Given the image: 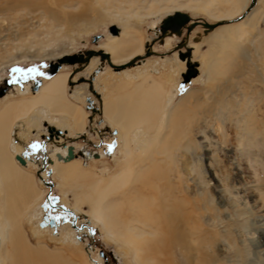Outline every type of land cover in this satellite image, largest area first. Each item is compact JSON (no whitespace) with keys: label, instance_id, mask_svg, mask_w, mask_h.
<instances>
[{"label":"rangeland","instance_id":"rangeland-1","mask_svg":"<svg viewBox=\"0 0 264 264\" xmlns=\"http://www.w3.org/2000/svg\"><path fill=\"white\" fill-rule=\"evenodd\" d=\"M18 1L23 3L26 0ZM29 1L32 7L29 6L20 12L25 16V19L20 17L18 19L21 20L16 19V22L13 19L16 14L15 10L9 11V15H0V22H4V25L0 26V67L8 65L10 64L8 61H12L11 65L0 70V91L6 85L5 81L10 78L13 73L12 69L15 67L26 69L35 66L39 70H43L44 63L56 61L57 57L64 54H75L91 48L102 49L103 42H110L108 35L111 34L110 30L114 25L125 29V33L134 35L133 44H138L142 40L146 45V42L151 43L154 38H158L160 34L158 26H160L161 20L173 11L172 8L165 10L166 6H178L194 19L203 18L209 23H216L219 15L228 16L240 12L239 9L246 0ZM247 1L249 8L251 0ZM42 3L43 5H41ZM71 3L74 5L73 7H64L66 4L72 5ZM3 4L0 3V9ZM257 5L240 20L226 21V25H230L228 30L222 31L223 28L220 27L216 32H210L207 35L202 26L196 28L195 35L192 34L189 41L195 42L196 40L195 44L202 41L199 46H196L194 52L196 54L193 56V61L200 63V74L197 81L187 86L188 88L184 91L180 90V82L186 66L184 67L180 63L181 60L178 61L179 55L177 58L175 47L170 52L166 48L159 47L161 45L159 40L154 44L157 55H152L140 61L141 63L138 62L128 70L130 76L125 71L121 73L115 71L107 61L103 64L101 58L98 60L94 58V61L90 62L87 67L78 64L68 65L66 70L71 71V74L77 68L78 73L74 76L77 82L81 77L90 78L96 70H99L94 86L98 93L102 94L104 100L114 104L115 98H125L124 100L132 107L135 101L131 98L135 97L133 92L136 84L142 81L145 76H151L163 83L168 90V94L166 93L163 99L159 97V100H163L164 103H162L164 113L162 115L155 114L153 108L152 110L138 111V113H147L148 117L134 115L135 118L137 117V121L139 119L143 121L141 124H135L134 131L128 135L129 138L127 137V146L131 150L130 155L126 153V144L121 140L120 132L122 131L119 130L118 125H115L117 127L110 126L103 115L97 114L94 127L93 124L90 127L109 131L108 137L91 132L90 127L87 131L75 132L72 121L66 115L50 110L48 106H40L28 118L23 119L19 123L23 125L18 131L20 133L19 142L24 141L20 143L23 145L21 155L26 150L30 151L32 159H39V167L43 165L42 151L40 149L34 152L30 146L34 143L42 145L43 138L49 135L46 123L73 136L66 135V139L89 132L84 135L89 139L88 141L80 139L74 144L78 145L81 150L85 149L86 145V149H92L90 150L92 153L99 152L104 147L105 158L97 162L85 163L84 161L87 171L92 173L91 177H84L85 180L83 178L70 180L66 186L56 173L49 176V170L46 171V179L55 184L52 190L43 181L41 182L39 176H36L38 184L36 189L39 192H44L40 198L33 197L27 200L28 196L23 191L19 192L17 188L10 189L9 183L4 182L3 188L0 187V223L9 224L11 238H8L5 244L2 254L4 260L0 261V264L40 263L39 258H34L36 262H30L28 258L24 259L26 256L23 249L25 241L20 236L22 233H26L29 237L30 245L34 249H38L39 243H42L49 251L73 256L74 262L78 264H87V262L95 264V258L100 260V264H106V261L113 264H136L133 250L130 247L124 248L121 242L106 235L105 231L96 226L90 217L79 213V225H91L92 227H90L94 229L95 241L89 228L85 227L86 231L79 233L72 227L71 222L64 225L58 233L51 227H49V232L41 233L38 221L32 219L33 215L31 214L33 212L35 215L37 214L39 204L41 205L47 199L50 191H52V197L59 195L62 202L63 200L73 202L77 194L84 195L89 191L92 193L93 183L101 181L102 185H106L110 183L113 176L129 166L128 168L134 170L133 178L130 180L131 182L129 181L131 184L121 190L119 188L113 191L107 200V204H110L114 208L113 210L126 212L131 207H129L130 202L125 203V198H128L134 189L144 192L143 194L158 195L160 190L155 185L164 183H160L161 179L158 180L159 178L152 179L153 171L163 176H166L168 172L174 174L171 178H177L178 166L176 162L182 161L187 154L191 161L201 155L207 170L205 180L207 179L208 186L205 187V190L206 192L209 190L207 193L214 200V207H216L214 215L219 221V225L214 229L216 234L210 230L212 237L214 236L213 239L216 240L215 264H264V256L259 254L260 250L258 249V245H262L264 248V0H259ZM40 6H42L40 12L31 13L32 9L37 10ZM53 8L58 12L56 19L48 13L45 14L46 10H54ZM158 8L164 9L163 13L158 14L159 16L156 15L157 13L155 14L157 17L148 15ZM248 8L235 19L245 14ZM128 13L131 16H128ZM251 13H255V21L248 22ZM96 36L99 37L97 42H95ZM124 37L125 35L121 40H124ZM174 38L176 40L174 44L178 43L179 37ZM180 40L182 39L180 38ZM42 80L44 83V78ZM36 81L37 77L35 76V78L22 80L21 83L13 82L4 97L0 95V107L5 102L32 97L33 88L24 94L19 92L18 88L25 90L27 84H32L34 87ZM75 90L76 93H74ZM67 91L72 102L94 116L92 110L88 109L87 98L90 96L96 100L97 105L100 103L89 90V84L82 82L71 86L68 82ZM8 93L9 95L5 99ZM168 97H174L171 105L167 103ZM151 103L154 102L151 101ZM132 107L131 112H136ZM113 111L116 113V108ZM148 112L152 114L150 115ZM89 120L87 117V126ZM98 123L101 125L100 128L96 126ZM61 139L63 140V138ZM87 144L94 146L100 144V147H87ZM55 145V143H49L47 146L50 156ZM109 145H114L111 152L108 151ZM245 146L250 149V154L242 153L241 149ZM186 148L191 152H186ZM155 164L160 165L159 169L153 170ZM169 167H173L172 170H169ZM157 181L160 184H157ZM188 183H190V190L197 192L194 184ZM65 190L68 192L69 201L64 199ZM38 191L37 193H39ZM4 192L11 195L8 196V199L15 198L12 200L14 202H10V205L5 203L6 194ZM235 193L238 196L236 207L230 202V196ZM28 195L30 196V194ZM84 200V209L90 210L91 205L88 203V199ZM244 202L246 203L244 204ZM26 203L30 207L27 212L24 211L27 208ZM107 215H105V220L109 219ZM111 216L114 221L119 218V212L114 215L111 213ZM68 217L73 220V216L68 215ZM64 231L72 232L73 241L64 239ZM247 231L253 233L254 237L248 235ZM18 233L19 236H17ZM79 235L85 240H78ZM128 236L129 234H126L124 238L128 240ZM76 242L80 245L74 244ZM92 242H95L92 247L93 258L85 252ZM134 245L141 247L140 240H136ZM5 250L8 251L5 252ZM101 251H104V256H100ZM242 254L243 256H241ZM9 256H13L14 259L11 260Z\"/></svg>","mask_w":264,"mask_h":264},{"label":"bare ground","instance_id":"bare-ground-1","mask_svg":"<svg viewBox=\"0 0 264 264\" xmlns=\"http://www.w3.org/2000/svg\"><path fill=\"white\" fill-rule=\"evenodd\" d=\"M37 1L43 2L42 0H37ZM58 1H60V0H58ZM54 2H55V0H54ZM258 2H259V0H257V3L255 6H258L257 5ZM0 3L3 4V7L0 9V15L1 14L9 15L10 14V13H8L9 11L15 10L16 14L13 16V19L15 21H16V19H18L20 17H21V19H23V18L25 19V16L20 12H22V10H24L25 8H28L29 6L32 7L30 5L29 0L23 1V3L19 2V1L17 2V0H2V1L0 0ZM247 3H248L247 0L244 1L243 6L240 7L241 9H239L240 12H236V13L230 14L228 16H226V15L217 16L216 23L217 22H223V24L217 26L216 28L209 31L208 33H206L205 31L204 32L208 35L210 32H214V31L216 32V30H218L220 27L223 28V30L221 29L222 31L228 30V28H230V25H228V24L226 25V21H230V20L232 21L236 17L240 16L241 13H243L246 10V8H248ZM41 5H43V3ZM73 6H74L73 4L72 5H70V4L64 5V7H66V8L67 7L70 8ZM255 6H254V8H255ZM41 8H42V6H40V8H38L37 10L32 9L31 13H34L36 11L40 12V10H42ZM163 8L162 9L158 8V10H155V12L151 11L148 15H152L154 17V16L158 15L159 13H161L162 10L164 11ZM168 8H172V10H173V11H171L170 14H175L176 12H183L184 11L183 8H180L178 6H174V7H172V6L167 7L166 6L165 10ZM43 12H44V10H43ZM23 13H24V11H23ZM47 13L50 14L52 17H54V19L58 18V15H57L58 12H56L55 9L54 10H46L45 14H47ZM251 14H250L251 16L249 18L250 20L248 22L255 21V15H254L255 13H251ZM128 16H131V14L128 13ZM248 16H249V14H248ZM191 18L192 19H191L189 24H192L193 22H195L197 20V19H194L192 16H191ZM21 19H18V21H20ZM163 20H161V23ZM200 20L204 21L203 18H201ZM0 24H1L0 26H2V25H4V22H0ZM159 25L161 26V24H159ZM160 26H158V31L160 32V34L158 35V38H154L151 43L149 42L152 45V50L155 52V54H153V55H157V52L154 50V44L158 41L159 36L161 35V31L159 30ZM199 26L203 27V25H197V26L193 27V29L189 35L187 33V29H185V31L183 32V34L181 36H178L177 34L167 35L164 38V41L160 42V44L164 45L167 42L169 44L170 41H172L173 39L175 40L174 37H179L181 39H182V37H184L186 42H187V47L192 48V61H193V56H194V54H196V53H194L196 48H197L196 46H199L202 41L197 42L195 44L196 40L194 42L192 40L189 41V39L192 36V34L194 35L195 29ZM153 28H154V26H153ZM204 30H205V28H204ZM225 32H227V31H225ZM111 34L108 35L110 42L109 43L103 42L101 44V46H102L103 50H105L106 52H108L110 54L111 61L115 65L125 64V63L129 62L130 60H132L133 58H136L137 56H140V55L142 56L143 52L146 50L145 42L141 40L138 44H133L132 42L134 40V37H133L134 35H131L129 33H125V29L119 28L118 34H112V35ZM123 35H125L124 40H121ZM135 38H137V37H135ZM192 38L195 39L194 37H192ZM169 39H171V40H169ZM147 43L148 42H146V44ZM176 44L177 43L173 44L174 45L173 47H175ZM186 49H187L186 47L182 48L183 51H186ZM175 52H176V56L178 58L179 50H175ZM65 55L66 54L59 56V57H57V59L65 56ZM94 58H97V60H98L101 57L100 56H94L90 62H93ZM145 59H142V60H145ZM178 59H179L178 61L181 60L180 63L184 67L186 66V70H184L182 72V74H183L188 69L187 62H186V60H182L180 58H178ZM142 60H140V61H142ZM164 60H166V59H164ZM140 61H137L136 64H138V62L141 63ZM8 62L10 63L8 65H11L12 61H8ZM90 62H89V64H90ZM193 62H198V61H193ZM89 64H84V66L87 67ZM108 64H109V62H108ZM8 65H5L4 67H0V70H3ZM132 67H128L126 69H123V70H120L117 72L121 73L122 71H125V72H127L126 74H128L130 76L128 70L131 69ZM144 68H145V66H144ZM200 68H201V66L199 63L198 75L196 77L192 78L191 83H188L185 87L182 88L180 86V90L184 91L186 88H188L187 86H190L192 83L197 81V79L199 78V74H200ZM66 69H68V64H64L62 66V68L57 73H55L53 76H51L50 78L38 76V77H41L40 80L42 81V83H43L42 79L44 78V83L43 84L41 83L37 89L34 90V87H31L32 85H28V84L25 86V90H23L22 88H18L19 92H21L22 94H24L25 92H27V93L30 92L31 88H33L34 92H31L33 94L32 97L23 98V99H20L17 101H11V102H7V103L5 102V103H2V105L0 107V187L4 186V182H6V183L8 182L10 185L16 186L17 190H19V192L23 191L25 193V195L28 196L27 200L28 199L30 200L33 197L34 198H36V197L40 198L43 196L42 194L44 192H39L36 189V187L38 186L37 181H36V176H34L33 174H30V173H27L25 171V168L21 166L22 163L17 159V156L21 155L22 150H23V147H22L23 145L20 144V143H22L23 140H21V142H19L20 133H18L19 129H21L20 127L23 124L20 125L19 123H21V121H23V119L28 118V116L31 115V113L33 111H35L37 108H40V106H48L50 110H53L55 112H60L64 115H66L72 121L73 129H75V132H77V133H81L84 130L87 131L89 129L88 127H89L90 121H91L90 125L93 124V127H94V123L96 121L95 119L93 120V118L90 117L91 115L88 111H84L83 108H81L80 106H77V104L72 102L71 99L69 98L68 91H67L68 82L69 83H70V81L74 82V84L71 86L79 84L80 82L79 81L77 82V79L74 78L75 74L78 72L74 71L71 74V71L66 70ZM97 74L98 73L93 74V75H95V79H94L95 83H96L95 80L97 79L96 76H98ZM93 75H91L90 78ZM87 79H89V78H87ZM182 81H183V76H182L181 82ZM85 83L89 84L88 82H85ZM94 88H95V86H94ZM89 90H90V84H89ZM176 92H177V89H176L175 93ZM74 93H76V90L74 91ZM74 93H72V95H74ZM166 93L168 94V90L165 88V85L163 83L159 82L158 80L153 79L151 76H145L142 81H139L136 84V86L134 88V92H133L135 97L131 98V100L135 101L134 102L135 104H133V107L130 106L128 104V102H126V100H124L125 98L120 99L117 97V98H115L114 104H112V103H109L108 101H105L104 98L101 96L102 94L100 92H99V94L101 97H98L97 95H95L92 92V94L98 98L99 103H100V105H97V107H99V112H97L95 114L93 113L94 116H92V117H95V115L100 114V115L105 116L106 121L108 122V124L110 126L117 127V126H115L117 124L118 127L120 128L119 130L122 131V132H120V137H121V140H123V142H125V144H126V151H127L126 153L128 155H130L131 150H130V147L127 146L128 138H129L128 135L134 131L133 129H135V124H137V125L141 124L143 121L142 119L140 120L139 118H138L139 120L137 121V117L135 118L134 115L135 116L141 115L144 117L145 116L148 117L149 115H147V113L146 114L138 113V111L144 110V109L152 110L153 108H154L155 114L162 115L164 113V107L162 106L163 100H159V97H162L161 99H163V97H165ZM8 95H9V93L5 96V99L7 98ZM3 97H4V95H3ZM127 98H130V97H127ZM154 100L156 101V104H155ZM173 100H174V97H171V98L168 97L167 103L171 105ZM151 101L154 103H151ZM131 107L136 112L132 113ZM115 108H116V113H114L115 111H113ZM87 117H88V119L91 118L89 120L88 126L86 123ZM93 129H95V130H93ZM93 129L91 128L90 131H92V132L95 131V133L98 132V131H96V130H98V128H93ZM100 134H101V136H103L102 133H100ZM66 135L67 134L63 132V134L60 135L59 137L54 136L53 140L48 139V136L47 137L45 136L43 138V142H45V144H46V149L45 150L43 148H40V149L42 151V155L47 154L49 158L46 162H44V159H43V163H42L43 167H41L42 169L38 166V164H36L35 161L32 162V154L31 153H30V157L26 156L29 158L25 157L26 164H22V165H25L27 167H30V166L37 167L38 170L41 169V172L38 173V176H39L41 182L43 181L44 184H46L45 181H48L46 179L47 177L45 176L46 171H48V170H49V172H51V174H49V176H51L52 173L53 174L56 173L57 176L59 177V179L61 178L63 180L65 186L67 185L68 181H70V180H73V179L78 180L81 178H83L85 180L84 177H86V178L91 177L92 173L87 171V169H86L87 165L84 164V161L82 160V158H77V157H84L85 156L84 159H86V161H89V159L92 156L88 155L87 152L84 153L83 150H80V152L82 151V153L76 152V148H74V146H72V144L74 142H77L78 140L82 139L81 136H83V135H81L79 138H73V139L72 138L66 139ZM84 135H86V134H84ZM61 138H63V140H64L63 143H62L63 140H61ZM44 139H47V140H44ZM43 142H42V144H43ZM65 142L67 143L66 147L64 146ZM49 143H55L56 144L52 149L53 152H52L51 156H50V152L48 151V147H47L49 145ZM92 144H93V142H92ZM125 144H123V145H125ZM92 146H94V145H92ZM70 147L74 148L77 156L71 160H64V159L60 160L58 158L57 154L60 153V154H62L63 158H65L68 154V149ZM94 147L99 148L100 145L95 144ZM249 150L250 149H247L246 146L241 149V151H242V153H244V155H246L247 152L249 153L250 152ZM187 151L189 152L190 149L186 148V152ZM100 153H101V156H104L103 155V149L101 150ZM21 156H23V155H21ZM187 156H189V155L187 154L184 157V159H182V161L176 162V164L178 166L177 167L178 170H176V171H178L177 172V175H178L177 178L176 177L171 178L174 176V174H170L168 172H167L166 176H163V175L157 174L155 171H153L154 174H152V176H154V177L152 179L157 180V178H159L158 180L161 179L159 182L164 183V184H160L158 181L156 182L157 184H160V185H155L160 190L158 192V195L151 196L152 194L150 192L149 193L151 195H147V194H143L144 192H142L140 190L136 191L134 189L133 192L130 193V196L128 198L127 197L125 198V203L130 202L129 207H131L126 212L113 210L114 208L111 207L110 204H107V200L109 199L108 197L113 191H116L119 188L121 190V188L126 187V185L129 184V181L133 178V174H134L133 171L134 170L128 168L129 166L126 167L125 169L121 170L115 176H113L111 178V180L109 181L110 183H108L106 185H102L101 181L93 183L91 186L92 193H90V191H89V192L85 193L84 195L77 194V195H75V200L73 202L69 201L68 192L65 190V192H64L65 198L64 199L68 200L69 202H65L64 200L62 202L61 198L59 199L58 202L51 201L49 203V209L47 211H45L41 207L42 204L41 205L39 204L40 207L36 211L37 214L35 215L34 212L31 214V215H33L32 219H36L38 221V224L40 225V232L41 233L49 232L48 231L49 227H51L52 229H54L53 231L58 233V231L61 230L62 227H64V225H66L70 222H71V225L73 227L74 221H76L77 228H80V230L78 231L75 227H73V228L76 229L77 232L82 233V232L86 231L85 227L89 228V230H90L91 225H87V224H84L82 226L79 225L80 219L78 217V214L81 213V214L85 215L86 217H90L91 221L94 222L96 226H98L102 230H104L106 235H109V236L113 237L116 241L121 242L122 245H124V248L130 247L133 250V253L135 254L136 264H215L214 251H215L216 240L213 239L214 236L212 237V235H211L212 232L210 230H212L213 233H215L214 229L219 225V221L216 218V216L214 215V211L216 210L215 209L216 207H214V203H213L214 200L207 193L209 190H207V192L205 190V187L208 186L207 181H206L207 179L205 180L207 170L205 168L204 161H203V158L201 155L196 156L194 158V160L192 159V161L189 160V157H187ZM101 159L102 158L96 159L95 157H92L91 161L97 162V161H101ZM244 159H246V158L244 157ZM157 165L155 164L153 166V168H154L153 170L159 169L158 167L160 165L159 166H157ZM172 168L173 167H169V170H172ZM48 182L50 184L53 183L50 181H48ZM188 182H191L192 184H194L195 190L197 188V192L190 190V187H189L190 183H188ZM152 183L154 184V182H152ZM148 184H149V182H148ZM46 185L48 186V184H46ZM54 187H55V184H54ZM49 188H51V187L49 186ZM53 188H51V190ZM145 189H147V188H145ZM37 191L39 193H37ZM4 193L6 194V198H4L5 203H6V205H10V202L12 200H15V198H12V199L9 198L8 199V196L10 194L8 195L7 192H4ZM28 194H30V196ZM18 195H19V193H18ZM237 197L238 196H236V193H235V195L230 196V199H231L230 202L235 207L238 204V201H236ZM51 198H52V196H51ZM85 198L88 199V203H90V205H91L90 210L84 209V204H85L84 199ZM241 200H242V198H241ZM12 202H14V201H12ZM28 203H30V202H28ZM245 203L246 202H244V204ZM24 205H25V203H24ZM62 205H64L66 207L67 211H64L61 208ZM26 206H27V208L24 209L25 212H27V209L30 208V207H28L27 203H26ZM238 206H241V205H238ZM55 207L57 208V211L54 210ZM60 211H62V212L60 213ZM116 211L119 212V218H117L116 220L113 221L111 213H112V215H114V213H117ZM236 212H238V211H236ZM63 213H65L67 215V222L60 223V224H58L57 227H52L49 225L45 226V227L41 226V222L44 220V217L46 215L50 216V214H51V216H54L56 214L62 215ZM107 213H108V215H107ZM68 215L73 216V220H70ZM105 215H107V217L109 219L105 220ZM15 219H17V217H15ZM91 221H88V222L92 223ZM9 228H10L9 224L0 223V252H1L0 253V261L1 262L4 260L2 254H3L4 248H5V244L8 240V238L9 239L11 238ZM64 232H65V233H63V234H65L64 239H67L69 241H73L74 237H73L72 232L71 231H64ZM247 233H248V235H251V237L252 236L254 237L253 233L248 232V231H247ZM20 234H21V232H20ZM126 234H129V236L127 237V238H129L128 240H126L124 238L126 236ZM17 236H19V233ZM20 236L25 241V243L23 244L24 246L22 245L23 249L25 250L24 254L26 255V256H24V259L28 258V260L30 262H33L34 258H36V259L39 258L40 259L39 264H78V263L74 262V260L72 258L73 256H67V255L59 253V252L49 251L45 246L42 245V243H39L38 249H34V247H32L30 245V240H29V237L26 235V233H22V235H20ZM78 240H80V239H78ZM81 240H85V239H81ZM136 240H140L141 247H137L134 245V244H136ZM252 240H255V239H252ZM74 244H77L78 246L80 245V243H78V242H76ZM131 244H133V245H131ZM11 249H12V247H11ZM258 249L260 250V251L258 250L259 254H261V256H264V248L262 247V245H258ZM7 251L5 250V252H7ZM13 252H14V250H13ZM85 252L91 258L94 257L92 255V254H94V251H93V248L91 247V245L85 249ZM241 256H243V254ZM9 257L11 260L14 259L13 256H9ZM95 259L97 260V258H95ZM34 262H36V261H34ZM35 264H38V263H35ZM84 264H86V263H84ZM87 264H89V263L87 262Z\"/></svg>","mask_w":264,"mask_h":264},{"label":"water","instance_id":"water-1","mask_svg":"<svg viewBox=\"0 0 264 264\" xmlns=\"http://www.w3.org/2000/svg\"><path fill=\"white\" fill-rule=\"evenodd\" d=\"M257 0H251L250 6L248 8V10L246 11L245 14H243L241 17L234 19L233 21H237L240 20L242 17H244L247 12H249L250 10H252L254 8V6L256 5ZM191 16L189 13L186 12H176L175 14H170L168 15L161 23V26L159 28V30L161 31V35L159 36V42H163L164 38L167 35H173V34H177L178 36H181L183 34V32L185 31V29H187V33L188 35L191 33L193 27L197 26V25H203V27L205 28V32L208 33L209 31L213 30L214 28H216L217 26L223 24V22H217V23H209L206 21H202L199 19H197L195 22H193L192 24H189L191 21ZM110 32L112 34H118L119 33V27L114 25L111 27ZM98 36L95 37V42H97L98 40ZM186 47V51H183L182 48ZM175 50H179V58L182 60H186L187 62V66L188 69L185 73L182 74L183 76V81L180 83V86L183 88L185 87L188 83H191L192 78L196 77L199 73L198 70V66L199 63L198 62H193L192 61V48L187 47V42L185 40V38H182V40L180 42L177 43V45L174 48ZM153 54H155V52L152 50V45L148 42L146 44V50H145V54L144 55H140L137 56L136 58H133L132 60H130L129 62L125 63V64H121V65H115L113 64V62L111 61V56L108 52H106L103 49L100 50H94V49H86L84 51H80V52H76L75 54H71V55H65L61 58H58L56 61H51L48 64H44L43 67L46 68L45 70H39L40 72L44 73L43 75H35L36 77L38 76H43L46 78H50L51 76H53L55 73H57L64 64H68V65H81L83 66L84 64H89V62L91 61V59L94 56H100L101 60L103 62L108 61L109 64L114 68V70L116 71H120L123 69H126L128 67H132L135 66L137 61H140L142 59H145L149 56H152ZM75 72H78L77 68L75 70ZM100 72L99 70H96L95 73ZM14 75H16L17 77L19 76V74H11L10 77L12 78ZM94 79H95V75H93L91 78L87 79L85 77H81L79 78V82H88L90 84V90L97 95L98 97H101L100 94L97 92V90L94 88ZM6 85L2 87L1 91H0V95L3 96L6 94L9 86H12L13 82L12 80H8L6 79ZM16 82L21 83L22 80L21 79H17ZM42 83L41 80H37L36 84L34 86V90L37 89L40 84ZM74 82H70V85H73ZM88 109L92 110V112L95 114L97 112H99L98 107L94 106V100L92 99V97H88ZM93 118V117H91ZM90 118V119H91ZM46 126L48 127V139L53 140L54 136L59 137L60 135L63 134V131L61 129H58L56 126L54 125H49L46 123ZM82 139L86 140V136H81ZM88 141V139H87ZM64 146H67V143H64ZM41 148H43L44 150L46 149V144L45 142H43V144L41 145ZM30 151H25L23 152V156L18 155L17 159L22 163V164H26V159L25 156H29L30 157ZM79 153H82L79 152ZM58 158L64 159V160H71L73 158H75L77 155L75 153V150L73 147H70L68 149V154L65 158H63L62 154L58 153L57 154ZM48 155L47 154H43V159L44 162H46L48 160ZM49 174H51V172H49ZM46 184H48V186H50L51 188L54 187V183H49L48 181H45ZM52 194V191H50V195ZM48 196L47 199L42 203V208L47 211L49 209V203L51 201L53 202H58L60 199L59 195H56L54 197H56V200H52L51 196ZM46 205H48L46 207ZM61 208L64 211H67L66 207L64 205L61 206ZM55 211H57V208H54ZM59 215V214H56ZM54 215V216H56ZM61 216L60 220H53L50 218V216L46 215L44 217V220L41 222V226L45 227V226H52V227H57L58 224L60 223H65L67 222V215L65 213H63ZM73 227H75L78 231L80 230V228H77L76 225V221L73 222ZM89 227V226H88ZM94 229L90 227V232L93 233ZM93 236V234H92ZM79 239H82V236H78ZM103 255V253H101Z\"/></svg>","mask_w":264,"mask_h":264},{"label":"snow or ice","instance_id":"snow-or-ice-1","mask_svg":"<svg viewBox=\"0 0 264 264\" xmlns=\"http://www.w3.org/2000/svg\"><path fill=\"white\" fill-rule=\"evenodd\" d=\"M12 72L15 74H19V76L17 77L16 75H14L12 77V82H16V80L19 78L21 80H27L29 78H35V75H43L44 73L40 72L39 69L37 67H30V68H21V67H15L12 69ZM31 149L35 152V151H39L41 148V145L39 143H34L31 146ZM114 145H109L108 146V151L111 152L113 150ZM56 197H52V200H56ZM48 205H46L47 207ZM50 218L53 220H60L61 216L56 215V216H51L50 214Z\"/></svg>","mask_w":264,"mask_h":264},{"label":"flooded vegetation","instance_id":"flooded-vegetation-1","mask_svg":"<svg viewBox=\"0 0 264 264\" xmlns=\"http://www.w3.org/2000/svg\"><path fill=\"white\" fill-rule=\"evenodd\" d=\"M192 22H193V21H192ZM195 30H197V29H195ZM194 32H196V31H194ZM180 41H181V40H180V38H179V42H180ZM176 45H177V44H176ZM103 64H105V62H103ZM45 69H46V68L43 67V70H45ZM37 78H38V80L41 79V77H37ZM7 79H8V80H11V77H10V78H7ZM42 84H43V83H42ZM25 85H26V83H25ZM31 85H32V84H31ZM31 87H33V85H32ZM87 99H88V98H87ZM94 105H97V104H96V100H94ZM96 107H97V106H96ZM92 113H93V112H92ZM99 115H100V114H99ZM95 116H96V115H95ZM90 117H92V115H91ZM94 119H95V117H93V120H94ZM90 124H91V122H90ZM90 124H89V127L91 126ZM96 126L99 127V128L101 127V125H100L99 123H98ZM96 126H95V127H96ZM90 129H91V127H90ZM96 131L99 132V133L97 132L98 135H101L100 133H102L103 136H105V137H108V135H109V131H103V130L101 131V130H99V129L96 130ZM91 132H92V131H91ZM93 132L95 133V131H93ZM87 133H89V132H85L84 134H87ZM84 134H83V135H84ZM95 134H96V133H95ZM80 136H81V135L77 136L76 138H79ZM68 139H71V138H68ZM72 139H73V138H72ZM61 140H62V139H61ZM55 141H56V140H55ZM103 141H104V139H103ZM104 142H105V141H104ZM87 145H88V147H89V146H90V147L92 146V145H89V144H87ZM99 145H100V144H99ZM72 146H74V148H76V152H80L81 149L78 148V145H76V144L73 143ZM102 146H103V145H102ZM102 146H101V147H102ZM102 149H104V147L101 148L100 150H102ZM82 150H83L84 153L87 152L88 155H91L92 157H95L96 159H97V158H101L100 154H98V155L96 156L94 153H92V152L89 151V150H85V149H82ZM100 150H99V152H100ZM92 154H93V155H92ZM104 155H105V154H104ZM25 157H26V156H25ZM84 157H85V156H84ZM84 157H77V158H82V160L85 161V163H86V162H87V163H88V162H91L92 157L89 159V161H86V159H84ZM26 158H27V157H26ZM104 158H105V157H104ZM60 213H61V212H60ZM93 240H94V233H93ZM94 241H95V240H94ZM90 245H91V247H93V245H95V242L90 243ZM101 253H103V255H102ZM101 253H100V256H104V255H105L104 251H101ZM94 261H95V264H97V263L100 264V263H101L99 259L94 260ZM104 263H105V262H104ZM106 264H113V263H110V262H107V261H106Z\"/></svg>","mask_w":264,"mask_h":264},{"label":"crops","instance_id":"crops-1","mask_svg":"<svg viewBox=\"0 0 264 264\" xmlns=\"http://www.w3.org/2000/svg\"><path fill=\"white\" fill-rule=\"evenodd\" d=\"M194 35H195V32H194ZM195 37V36H194ZM206 37V36H205ZM169 40H171V39H169ZM176 40H172V41H170V43L168 44V42L167 43H165L164 45H159V47H161V48H166V50H168V51H170V52H172L173 51V44H174V42H175ZM171 45V46H170ZM173 56V55H172ZM68 136H70L69 134H67ZM70 137H73V136H70ZM76 137H77V135H76ZM76 137H74V138H76ZM97 143H98V141H96ZM88 147V146H87ZM85 150H87L86 149V145H85ZM90 150H92V149H90ZM89 150V151H90ZM100 152H101V150H100ZM100 152H94V154L97 156L98 154H100V156H101V153ZM104 152H105V149H103V155H104ZM105 156V155H104ZM104 156H101V158H104ZM27 158H29V157H27ZM36 162V164H38V166H40L39 165V163H40V161H39V159H32V162ZM92 162V161H91ZM21 166L22 167H24L25 168V170L27 171V173H30V174H33L34 176H38V173H40L41 172V169L40 170H38V168L37 167H33V166H30V167H27V166H25V165H22L21 164ZM42 167V166H41ZM40 167V168H41ZM34 169V170H33ZM31 176V175H30ZM12 185H10L9 184V187H10V189H12V188H17L16 186H12Z\"/></svg>","mask_w":264,"mask_h":264}]
</instances>
